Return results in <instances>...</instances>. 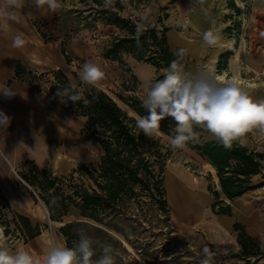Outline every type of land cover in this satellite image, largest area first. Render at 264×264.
<instances>
[{
    "label": "rangeland",
    "instance_id": "rangeland-1",
    "mask_svg": "<svg viewBox=\"0 0 264 264\" xmlns=\"http://www.w3.org/2000/svg\"><path fill=\"white\" fill-rule=\"evenodd\" d=\"M120 1L123 7L112 9L121 16L140 18L159 30L166 28L169 49H179V64L186 75L207 67L225 80L237 79L254 99H264V0H204L194 12L190 10V0ZM60 3L56 12L46 6L37 7L34 0H24L23 7L18 8L22 37L32 43L31 56L16 59L13 77L3 83L5 86L0 85L7 87L14 80L26 85L29 94L22 96L21 103L11 108L3 104L0 113L7 115L14 109L15 114L28 118L32 131L24 128V134L14 119L6 129L0 128V232L13 251L20 247L37 257H42L53 243L66 245L60 226L81 217L76 209L61 220L49 217L36 191L20 177L29 168L27 161L49 169L53 175L72 174L74 182L89 183L86 174L73 170L79 161L96 164L101 156L95 141L81 133L86 117L77 113L73 102L62 103L56 95L57 87L66 86L64 76L79 85L78 71L83 63L91 60L99 64L106 75L96 87L114 98L129 115L138 117L124 99L141 100V83L162 79L163 69L167 68L125 52H120L118 60L104 57L119 29L96 16L93 9L99 5L95 3ZM212 21L232 42L229 46L209 48L203 43L202 33L213 26ZM73 37L77 38L75 43ZM17 61L22 64L21 78L15 76ZM0 99L4 102L7 97L0 94ZM175 126L172 120L155 134L165 154L161 179L168 214L144 197L147 203L142 209L150 221L134 207L132 212L140 219L130 222L133 228L123 226L127 236L113 231L111 237L106 236L93 223L79 224V230L101 244H110L116 264H202L206 258L208 264H264V158L261 171L251 177L254 187L240 197L228 199L207 161L189 144L182 150L170 148L169 137L174 135ZM197 131L201 139H215L206 131ZM245 140V146L264 154V133L260 130L254 129ZM27 151L38 156L39 162ZM169 169L187 176L191 186L195 183L194 194H189L194 201L202 202L200 212L180 211L173 205L165 181ZM227 206L229 211L221 212ZM18 215L27 217L32 224L38 222L40 233L25 240L23 221ZM236 223L240 226L235 227ZM205 247L209 250L207 256Z\"/></svg>",
    "mask_w": 264,
    "mask_h": 264
},
{
    "label": "trees",
    "instance_id": "trees-1",
    "mask_svg": "<svg viewBox=\"0 0 264 264\" xmlns=\"http://www.w3.org/2000/svg\"><path fill=\"white\" fill-rule=\"evenodd\" d=\"M88 1L99 5L96 10L93 9L96 16L119 29L106 47L104 57L118 60L120 52H125L158 67H168L174 60L179 63V49H169L166 28L159 30L140 18L121 16L112 9L113 6L118 10L123 7L120 0H113V5L108 7L103 5V0ZM21 73L22 64L17 61L15 76L21 78ZM63 83L69 84L65 76ZM84 97L90 102L87 106L82 102L75 103L77 113L86 117L81 133L95 141L101 156L96 164L79 161L73 172L86 174L89 183L74 182L72 174L53 175L49 169L39 167L33 161H27L28 170L20 173V177L41 198L51 219L61 220L73 209L77 210L81 220L68 221L59 228L68 247L78 240L79 224L93 223L94 228L106 236L111 237L113 231L125 237L127 233L123 226L133 228L130 222L140 219L132 212L134 207L150 221L142 209L147 203L144 197L168 214L161 179L165 154L159 137L146 136L136 127L137 117L129 115L102 89L85 86ZM124 102L137 116L146 115L140 99L126 98ZM172 120L170 117L163 118L160 127H166ZM189 145L214 167L221 191L228 199H234L254 187L251 177L261 171L263 153L239 142L225 148L215 139L201 137L200 142H190ZM30 194L34 197L32 192ZM228 211L227 206L221 212ZM18 217L23 221L25 240L40 233L38 222L32 224L27 217ZM237 226L240 224L236 223ZM118 243L121 244L120 241Z\"/></svg>",
    "mask_w": 264,
    "mask_h": 264
},
{
    "label": "clouds",
    "instance_id": "clouds-1",
    "mask_svg": "<svg viewBox=\"0 0 264 264\" xmlns=\"http://www.w3.org/2000/svg\"><path fill=\"white\" fill-rule=\"evenodd\" d=\"M37 7H47L56 12L61 8L60 0H34ZM113 0H103L104 6H110ZM204 0H190V10L196 11ZM24 0H0V14L7 15L9 8H21ZM202 33L203 43L209 48H224L228 41L215 26ZM139 34V30H138ZM73 37L72 42H76ZM25 44L22 35L12 38V46L20 48ZM102 67L89 60L78 71V81L57 87V97L62 103L68 101L90 102L84 97L83 86H97L105 79ZM143 96L141 103L146 115L138 116L136 127L146 136L159 133L160 121L171 117L175 123L174 135L169 137V146L175 151L184 149L190 142H200V131H206L225 148H231L234 142L244 144L245 137L254 129L264 133V99H254L235 78L225 80L207 67L201 68L191 76L186 75L178 61H172L163 69V78L145 80L141 83ZM0 94L11 98L22 94L8 87L0 88ZM11 118L0 113V128L6 129ZM78 240L68 247L53 243L48 246L42 257L32 255L28 250L17 247L13 251L0 232V264H116L114 250L110 244H101L83 229L79 230ZM100 254L97 256V248ZM207 256L209 250L204 248ZM202 264H208L207 258Z\"/></svg>",
    "mask_w": 264,
    "mask_h": 264
},
{
    "label": "crops",
    "instance_id": "crops-1",
    "mask_svg": "<svg viewBox=\"0 0 264 264\" xmlns=\"http://www.w3.org/2000/svg\"><path fill=\"white\" fill-rule=\"evenodd\" d=\"M7 15L0 14V85H3L7 79L13 77L14 75V62L16 59H23L31 56V45L32 43L25 41V44L20 48H15L12 46V38L16 35H22V23H21V10L17 8H9L6 10ZM23 38V37H22ZM25 40V39H24ZM31 40V39H30ZM26 85L21 80H14L7 87L16 90L22 94H16L11 98L3 101L0 99V107L6 104V107H15L21 103L19 101L23 100L22 96L29 94ZM1 88V87H0ZM16 109V108H15ZM28 110V109H27ZM13 111H8L7 116L14 119V123H19L21 126L18 127L21 131L26 134V131L32 132L28 126V118L21 117L18 113L15 114ZM25 128V129H24ZM28 147V145L26 146ZM28 152V151H27ZM33 155L32 153L28 152ZM34 158L39 162V157L33 155ZM240 197V196H239Z\"/></svg>",
    "mask_w": 264,
    "mask_h": 264
},
{
    "label": "bare ground",
    "instance_id": "bare-ground-1",
    "mask_svg": "<svg viewBox=\"0 0 264 264\" xmlns=\"http://www.w3.org/2000/svg\"><path fill=\"white\" fill-rule=\"evenodd\" d=\"M214 59V58H213ZM216 74V73H215ZM220 77V75L216 74ZM114 99V98H113ZM116 101V100H115ZM117 102V101H116ZM118 103V102H117ZM119 105V103H118ZM207 165L209 166V170L214 176L215 179H217L216 172L214 167L207 162ZM166 185L169 188V195L168 198L171 200L174 206H177L178 210L185 209L186 212H200L202 209V202L200 201H194L193 198H190V193H193L192 187L196 185H190V179L185 176L183 173H177L175 170L169 169L167 176H166ZM180 186L177 188L176 186ZM184 184V185H181ZM185 184H187L190 187H187ZM175 187L177 189H175ZM175 189V190H174ZM190 189V191H189ZM190 214V213H188ZM191 218V217H190Z\"/></svg>",
    "mask_w": 264,
    "mask_h": 264
}]
</instances>
